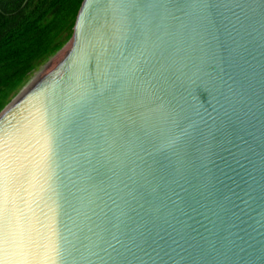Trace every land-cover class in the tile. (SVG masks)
<instances>
[{
    "label": "water",
    "instance_id": "water-1",
    "mask_svg": "<svg viewBox=\"0 0 264 264\" xmlns=\"http://www.w3.org/2000/svg\"><path fill=\"white\" fill-rule=\"evenodd\" d=\"M0 264H264V0H87L0 112Z\"/></svg>",
    "mask_w": 264,
    "mask_h": 264
},
{
    "label": "trees",
    "instance_id": "trees-1",
    "mask_svg": "<svg viewBox=\"0 0 264 264\" xmlns=\"http://www.w3.org/2000/svg\"><path fill=\"white\" fill-rule=\"evenodd\" d=\"M87 0H0V112L74 36Z\"/></svg>",
    "mask_w": 264,
    "mask_h": 264
}]
</instances>
